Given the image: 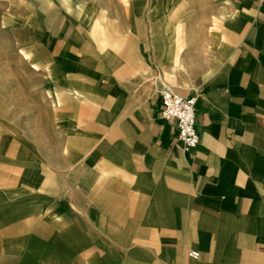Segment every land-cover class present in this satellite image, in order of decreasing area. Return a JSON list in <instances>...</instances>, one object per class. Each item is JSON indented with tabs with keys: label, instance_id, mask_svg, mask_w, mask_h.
<instances>
[{
	"label": "crops",
	"instance_id": "crops-1",
	"mask_svg": "<svg viewBox=\"0 0 264 264\" xmlns=\"http://www.w3.org/2000/svg\"><path fill=\"white\" fill-rule=\"evenodd\" d=\"M217 1L176 63L170 18L151 55L102 0H0V264H264V0Z\"/></svg>",
	"mask_w": 264,
	"mask_h": 264
},
{
	"label": "rangeland",
	"instance_id": "rangeland-1",
	"mask_svg": "<svg viewBox=\"0 0 264 264\" xmlns=\"http://www.w3.org/2000/svg\"><path fill=\"white\" fill-rule=\"evenodd\" d=\"M102 3L106 8V18L108 15L110 21L125 20L127 30L136 31L139 28L144 31L151 55L155 54V50L150 43V25L152 30L153 24L170 18L171 23L165 33L171 37L170 32L173 29L175 31L173 54L176 63H181L186 53L197 51L199 40L216 24L215 12L218 6L217 0H102ZM178 22L181 24L179 29L176 25L174 27ZM167 48L165 44L160 53L164 59Z\"/></svg>",
	"mask_w": 264,
	"mask_h": 264
},
{
	"label": "built area",
	"instance_id": "built-area-1",
	"mask_svg": "<svg viewBox=\"0 0 264 264\" xmlns=\"http://www.w3.org/2000/svg\"><path fill=\"white\" fill-rule=\"evenodd\" d=\"M162 110L161 116L178 128V144L188 151L196 147L200 140L197 128L195 95H184L178 92L172 85L164 84L160 89ZM194 257L199 252L192 250Z\"/></svg>",
	"mask_w": 264,
	"mask_h": 264
}]
</instances>
